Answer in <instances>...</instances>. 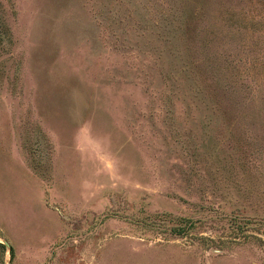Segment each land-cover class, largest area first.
I'll return each mask as SVG.
<instances>
[{"label": "rangeland", "instance_id": "obj_1", "mask_svg": "<svg viewBox=\"0 0 264 264\" xmlns=\"http://www.w3.org/2000/svg\"><path fill=\"white\" fill-rule=\"evenodd\" d=\"M0 264H264V0H0Z\"/></svg>", "mask_w": 264, "mask_h": 264}]
</instances>
